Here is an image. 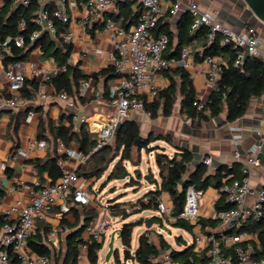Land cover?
I'll return each mask as SVG.
<instances>
[{"label": "crops", "instance_id": "crops-1", "mask_svg": "<svg viewBox=\"0 0 264 264\" xmlns=\"http://www.w3.org/2000/svg\"><path fill=\"white\" fill-rule=\"evenodd\" d=\"M115 1L116 5L104 12L103 15L94 21L88 28L83 27L80 23L86 12L83 0H78L77 6H70L67 8L68 14L71 18V22L67 29H69L74 36L70 43L72 45L70 58L73 59L74 65H79L80 69L89 76V79L87 80L89 82V87L87 88L85 95L77 99V106L75 109L67 108L66 104L59 99L60 94L56 93L53 85L47 82L46 76L51 74L58 67L56 62L52 61V57L48 58L43 56L41 47L33 49L27 59L22 61L24 66L21 68V71L24 73L26 80L29 82L26 88L32 91L37 87V91L34 93L32 99L22 97L20 91L16 94L20 103L15 109L6 108L0 110L3 111L2 114H0V215L7 216L6 212L12 207L18 206V204H28L32 193L40 190V187L37 186V184L40 183V179L34 162H50L54 156H57L58 162L59 160L64 161L63 166H60L58 163L63 171L76 170L79 171V174L88 172L93 166L94 163L91 159L89 160L87 166L81 165L78 159V155L80 154L79 144L75 140L66 144L62 139H55V131L58 126L72 125L74 131L78 132L84 127L86 131L95 135L97 138V131L88 130V126L86 124H81L79 122L75 123L72 116L77 115L81 118L92 119L101 117L102 119H106L116 115L117 113V108L111 105L110 101L105 98L104 88L106 77L99 75L111 66L109 53L113 50L114 46L111 35L104 31V27L108 21H116L114 18L119 13V8L117 6L119 1H128L134 11L141 9L142 6L139 0ZM195 1L202 12L215 15L220 22L232 28L237 33L243 32L245 29L250 27L249 25L241 22L242 12L238 9V4L241 3V0ZM190 2L191 0H183L184 6ZM44 4L46 8L53 13L59 7V0H44ZM162 4L168 11L171 1L164 0ZM4 5L5 1L0 0V9H2ZM184 13H186L184 7L173 17L167 13L161 21V25L164 26L161 35L166 32H171L177 38L178 25ZM116 22L119 25H122L121 19ZM134 25L135 24H132L130 27ZM45 33L53 40L54 47L64 49L66 44L62 40L61 34L59 36H53L48 32ZM260 37L262 44L260 46L259 56L264 58V38L262 35ZM201 49L202 47L198 42L190 45L191 53L187 59L185 67L193 78L199 100L206 102L213 92L206 76L208 65L206 62H196L193 54V51L196 52ZM32 64L35 65L34 69L31 67ZM7 68L3 65L0 52V83L2 86L0 98L11 97L7 91L9 86L6 78ZM34 71H37L38 75H35ZM93 75H98V78H94ZM118 81V77L111 80L109 83V89L112 86H115ZM32 82H35V84H31ZM155 83L162 90L169 85V79L161 73L155 78ZM42 93L47 94L49 96L48 99H41L40 95ZM76 95V91H74L70 96L76 97ZM152 101L153 100H150L149 102ZM14 115H19V117L12 118ZM124 120L127 122H136L140 128V136H143L144 139H147L150 135L167 136L169 138L168 141L159 140L150 145L149 148H153L155 156L157 153H164L170 158H173L183 150L190 151L193 155V160L188 166L186 177L188 174L194 172L200 164L203 163L205 165L204 161L207 158L212 160L210 165H205L208 169L214 166V162H218L222 167L225 166L228 169L233 170L235 173L245 177L244 170L249 168L245 154L251 147L260 145L261 149L259 150L258 155L261 159V164L256 167H250V185L252 194L248 196L247 203L252 204L257 200L258 193L263 185L264 137L255 134L253 129L258 127L264 121V95L258 98H253L249 104L246 114L234 122H227L226 114L223 113L219 118L202 122L199 128H194L191 120L181 114L180 96H178V100L174 106L171 116H164L161 107V112L157 118H152L145 110H132L129 116ZM11 122L13 123L12 129L9 128ZM16 127L17 130L15 131L14 129ZM235 127L242 129L240 132L242 138L238 144L234 140L235 134L238 133L234 131ZM39 134L42 136L41 139L37 138ZM35 138L46 141L50 146L49 149L42 150L37 147H31L30 142ZM19 149L26 150L28 156L22 157L16 155L17 150ZM144 150L148 151V149ZM236 153H239L241 156L237 158ZM155 156L154 159L156 162ZM2 164H6V170L2 169ZM156 170L159 177L157 178L156 175L154 176V171L150 173L149 176L153 177L154 180H152V183L147 182V184L151 186L148 192L155 191L160 187L161 178L157 163ZM216 170L214 169L212 172H215ZM43 178L45 179V185H51V179L47 172L43 174ZM94 180H96V183L92 185ZM97 183L98 180L96 178L89 181L88 190L92 194V199L89 204H71L70 212L65 213L62 216L60 215V209L55 207L51 212L45 213L43 218L38 219L37 226L33 234L35 235L38 231L43 233L45 228L48 227L46 242L52 249V256L50 258L51 264H65L66 240L68 234L80 228L85 223L89 225L99 217L101 210L99 209V204L97 203L98 192L95 189V185ZM148 192H146L144 196ZM129 193L130 192L123 193L124 198H121V196L118 195L117 197L110 199L108 203L103 206V208H108L111 201L123 203L125 204L123 207H128V205H132L141 199H134L132 197L133 195H129ZM220 195L219 190L214 187H210L204 192V195L200 200V221L213 219L214 214L217 213L215 204L220 199ZM160 200L168 201V204L172 205V198L166 192L161 194ZM145 211H148L150 214H146L133 221L137 222L140 227L144 226L145 230L141 232L138 237L136 249L132 250L131 247L132 253H134L139 247L141 236L148 230H151L150 233L154 236L151 241H153L156 245H159L160 240L166 241L176 250H182L186 246L195 245V251L198 252L199 255L208 257V245L204 242L201 244L196 243V235L197 232H199V229L196 226H194L193 231L191 232L181 228L182 233L178 236H174V241H171L169 238L170 236L166 234L165 231H167L170 235H173L172 231L168 228V225L170 224L174 226V224L168 219L162 218L156 210ZM143 212L144 211L135 212L134 216L140 215ZM96 215L97 217L90 220L92 216ZM106 216H109L112 221L121 223L120 229L117 231L121 230L124 224L130 223L129 219L133 217L130 215L129 218L123 220L121 216H113L109 208ZM8 218L12 222L16 220L15 216H10ZM87 218L89 220H87ZM148 220L152 221L149 229L146 228ZM199 220L198 224L202 227L201 230L205 235H239L238 228L234 229L233 233H230L222 226L220 221L218 223L216 222L214 226L208 224L203 227ZM136 227L134 228V231ZM54 230L57 231L56 239L54 241H50L49 234ZM240 235H242L243 243L251 245L258 244V237L256 233L244 230V232ZM82 238H84V232L82 234ZM179 239H181V243H178ZM104 245L105 240L103 248ZM222 249L225 256L227 255L228 257H232L234 254L233 243H224ZM101 251L99 252V261ZM165 254L168 253L163 252L159 258L164 261L165 264H178L166 261L164 259ZM132 262L138 264L134 261ZM78 263L90 264L88 256H85L83 260H78ZM0 264L7 263L0 261ZM9 264L14 263L10 260ZM16 264H19V262Z\"/></svg>", "mask_w": 264, "mask_h": 264}, {"label": "built area", "instance_id": "built-area-1", "mask_svg": "<svg viewBox=\"0 0 264 264\" xmlns=\"http://www.w3.org/2000/svg\"><path fill=\"white\" fill-rule=\"evenodd\" d=\"M10 1L15 5L28 7L31 0H3ZM86 7V12L81 19V25L88 28L94 21L99 19L104 12L113 8L116 5L115 0H83ZM164 0H139L142 8L139 14L137 23L126 28L119 25L116 21L110 20L104 27V31L108 32L113 40V50L109 53L111 66L114 67L115 73L119 75L118 83L110 88V104L117 108L116 115L106 119L99 118H81L73 115L75 123L86 124L88 130L97 131V145L92 153L111 144L115 138V129L119 122L126 119L132 110L144 111L145 102L154 100L161 90L155 83V78L162 73L163 70L177 66H186L187 59L191 53L190 48L185 47L182 51L179 60L168 59L165 53L169 46V37L166 34L159 36L155 35V30L158 24L164 19L167 13L172 17L177 15L184 7L186 12H189L192 17L191 32L195 33L202 27L210 29L209 43H214L218 37H221V45L234 44L236 49L235 66H240L247 56H258L262 40L259 30L250 26L243 32L237 33L232 28L220 22L217 17L210 13H204L200 10L197 2L191 0L189 4L184 6L183 0H170L171 5L168 11L163 7ZM78 0H59V7L55 12L49 11L44 0H38V7L35 10L34 22L38 30L28 36L31 43L36 42L45 32L53 36H57V25L55 20L69 26L71 18L67 8L77 6ZM27 22L22 20L20 29L27 28ZM73 33L67 29L61 33V38L65 44L71 43ZM14 43L16 47H24L27 38L24 35H18L14 39H8L4 46V53L10 54L11 48L9 43ZM1 59L3 54L1 53ZM55 62L54 58L52 59ZM207 63V80L212 90L218 89V81L221 78L222 63L218 57H208ZM68 65H74L73 59L69 58L61 68H56L51 74L46 76L49 81L52 76L64 73ZM24 66L23 62H16L6 69V78L8 80V93L10 98H0V110L11 108L15 109L20 103L16 94H18L25 84V75L21 71ZM34 64L31 65L34 69ZM38 75L37 71H34ZM89 82L84 80L79 85V95L84 96ZM2 86L0 83V91ZM48 95L42 93L40 98L48 99ZM59 99L63 101L67 108L75 109L77 103L74 99L67 96L65 93L59 95ZM195 106L199 111L209 113V109L205 108V103L201 100L195 102ZM241 128H234L238 132L234 136L235 142L238 144L242 138ZM253 132L258 136L264 137V121L258 127L253 129ZM31 147L38 149H49V144L44 140L33 139ZM260 145L251 147L245 154L249 168L244 170L245 177L243 180H235L226 184L222 191L226 195V199L233 207L224 212L215 213L213 219L219 220L225 229L232 231L239 229L242 224L249 220H260L264 217V175L263 185L258 193L257 200L252 203H247V198L252 194L250 185V167H256L261 164V159L258 155ZM16 155L27 157L28 153L24 149L17 150ZM241 155L236 153V157ZM78 159L81 165L87 166L90 160V155L79 154ZM59 165L63 166L64 161L59 160ZM205 165H210L212 160L205 159ZM2 169L6 170V164H2ZM89 183L86 179L81 178L76 170L64 171L62 178L51 185H43L39 191L32 193L28 204H18L6 212L7 217L15 216L16 220L5 225L0 232V261L10 263L7 253L8 249H12L19 264H51V259L45 256H40L31 253L28 248V239L34 233L38 219L43 218L45 213L51 212L55 207L60 209V215L70 212L71 204L87 205L91 202L92 194L89 192ZM204 192L190 186L187 190L186 201L182 211L178 215L173 214V206L167 204L164 200H159L157 204V213L165 219H168L173 224L179 220L189 222L199 229L196 235V243H206L208 245V258L206 261H199L195 264H264V259L255 260L252 257L254 250L253 245L244 244L242 235L236 234H211L205 235L202 232V227L198 224L200 217V200ZM143 204L149 203L148 197H143ZM142 203L134 207H127L126 212L132 214L138 212L142 208ZM108 208L104 207L99 217L90 223L84 230L83 242L79 246L78 260H83L88 256L89 245L92 242H102L106 239L107 233L112 229V224L106 220ZM57 236V231L54 230L49 234V240L54 241ZM147 238L151 240L152 235L148 233ZM226 243L234 244V256L227 257L223 254L222 246ZM164 259L170 261V256L165 254Z\"/></svg>", "mask_w": 264, "mask_h": 264}, {"label": "trees", "instance_id": "trees-1", "mask_svg": "<svg viewBox=\"0 0 264 264\" xmlns=\"http://www.w3.org/2000/svg\"><path fill=\"white\" fill-rule=\"evenodd\" d=\"M117 6L119 8V13L114 18L116 21L121 19L122 26L127 29L132 24L137 23L141 9L134 11L128 1H119ZM37 7L38 0H31V4L28 7L18 6L10 1H5V5L0 9V52L3 54L2 62L4 67L7 68L13 63L25 61L31 51L37 47H41L44 57L54 58L59 68L66 65L67 60L70 58L72 52V45L70 43L66 44L64 49L60 47L56 48L54 47L53 40L50 39L46 33L34 43L28 40V36L38 30L34 22V13ZM22 20H25L28 25L25 30L20 29ZM55 23L58 28L57 36L65 32L68 28L67 25L62 24L60 21L55 20ZM191 23L192 17L189 12H186L179 22L177 38L171 32L164 33L169 37V46L165 53V57L179 60L185 47L190 48V45L198 42L202 49L196 52L193 51L196 62L203 63L208 57H218L220 59L222 63V73L218 81V89L213 90L209 99L204 102L205 108L209 109V113L199 111L195 106V102L199 100V98L196 93L193 78L185 66L171 67L162 71L169 79V85L160 90L158 96L152 102L146 101L144 110L148 112L152 118H157L162 107L163 115L166 117L171 116L178 96H180L181 114L191 120L194 128H199L202 122L219 118L223 113L226 114L227 122H234L246 114L253 98L264 95V58L259 55L247 56L242 65L235 66L236 49L234 48V44L221 45L220 36L214 43H209L210 29L208 27H202L193 33L191 32ZM163 28L164 26H162L160 22L155 30V35H161ZM21 34L27 38L25 46L19 48L11 42L8 44L11 48V53H4V46L7 40L14 39ZM99 75L106 77L104 88L105 98L110 100L109 83L114 78L119 77V75L115 73L113 66H109ZM93 77L98 78V75H93ZM88 79L89 76L80 69L79 65H68L64 73L52 76L47 82L53 85L56 93H65L77 103V99L81 98L79 95V85L82 81ZM28 83L29 82L25 78V84L21 90V95L24 98L32 99L34 93L37 91V87L30 91L26 88ZM31 84H35V82ZM74 91H76L77 95L76 97H71L70 95ZM18 117L19 115H14L12 118ZM12 127L13 123L11 122L9 128L12 129ZM14 130L16 131L17 127ZM140 135V128L136 122H126L115 136L121 159L120 162L114 166L110 174V180L119 178L126 172L123 163L133 160L134 152H137L139 158L137 161L138 163H135V166H138L141 153L144 149L149 150L150 145L159 140H169L167 136L150 135L137 145L136 142ZM37 138L41 139L42 136L39 134ZM55 139H62L66 144L75 140L79 144L80 153L87 156L90 155V159L94 163L93 166L88 172L78 173L79 176L86 179L88 183L94 178L99 180L115 160L114 158L112 161H109L106 155L110 145L92 153L97 145V138L95 135L86 131L84 127L76 132L73 130L72 125L58 126L55 131ZM178 155L170 158L164 153L156 154V163L160 170L161 178L160 187L145 195V197L149 198L148 204H143V198H141L136 203L132 204L131 207L142 203L140 212L145 210H156L161 194L166 192L172 198L173 214L176 216L183 209L188 188L194 186L196 189L203 192L210 187L218 189L221 195L220 199L215 204L217 213L230 210L233 205L227 201L226 195L222 189L226 184L235 180L241 181L244 176L235 173L225 166H221L215 172L211 173L202 163L194 172L188 174L186 177L188 166L193 160V155L188 150H183L178 153ZM117 156H119V154L116 155V157ZM34 164L40 179V187L45 185V179L43 178L45 172L48 173L51 184H56L64 174L63 169L58 165L57 156H54L50 162L41 163L40 161H36ZM150 178L154 180L153 177ZM123 205L125 204L111 201L108 208L113 216H121L123 220H126L131 214L126 212L127 207H123ZM95 217H97V215L92 216L90 220ZM87 220L89 219L87 218ZM216 222L218 223L219 220L208 219L200 221L203 227L208 224L214 226ZM11 223L13 222L7 216L0 215V232L5 225ZM87 226L88 224L85 223L80 228L68 234L66 240L65 264H79L78 250L79 246L84 241L82 234ZM136 226H138L137 222L126 223L122 226L121 242L124 246V262L120 260V254L118 250H116L114 254V264H127L130 260L138 264H165L164 261L159 259L163 252L169 254L172 263L178 264H195L199 261H206L208 258L199 255V253L195 251V245L186 246L182 250L174 249L164 240H160L159 245H156L146 236L151 230H148L141 236L139 247L132 253V236ZM174 226L183 228L189 232L193 231L194 228V225L183 220H179ZM47 229L48 227L45 228L43 233L38 231L35 235L32 234L28 239V248L37 255L51 258L52 249L46 242ZM244 230L252 231L256 233L258 237V244L253 245L254 250L252 257L255 260L264 259V217L260 220L249 219L245 221L239 228V234L243 233ZM229 232L233 233V230ZM178 243H181V239L178 240ZM103 244L104 240L101 243L98 241L90 243L88 249L90 264H98L99 252L102 250ZM7 253L9 259L12 260L14 264L18 263L11 248L7 250ZM233 256L234 254L232 257Z\"/></svg>", "mask_w": 264, "mask_h": 264}, {"label": "rangeland", "instance_id": "rangeland-1", "mask_svg": "<svg viewBox=\"0 0 264 264\" xmlns=\"http://www.w3.org/2000/svg\"><path fill=\"white\" fill-rule=\"evenodd\" d=\"M254 27H256L259 30L260 36L262 35V37L264 38V30H263L262 25L257 24V25H254ZM118 154H119V156L116 157V155H118ZM106 155L109 158V161H112L114 158H115V160L111 163V165L109 166L107 171L102 175V177L98 180V183L95 185V187H96L95 189L98 192L97 203L99 204L98 207L101 210V212L103 211V206H105L110 199H113V198L117 197L118 195H120L121 198H124L123 193L130 192L129 195H133L132 197L134 199L143 198L144 194L146 192H148L151 188V186L149 184H147V182L144 180V175L149 176L150 173L152 171H154V173H153L154 176L156 175L157 178L159 177V174L156 170V162L154 159L155 153L153 151V148L149 149L148 151H146V150L142 151L141 159H140L138 166H135V163H138L137 161L139 159L137 152H134L133 160L125 161L123 163V165L126 168V172L130 173L131 177L123 178V176L126 173L125 172L123 175L120 176V178H115L113 180H109L110 174H111L112 170L114 169V166L116 164H118L120 162V159H121V154H120V152H118V146H117L115 138L111 142L110 147H109ZM138 170L141 171V173H142L141 176L138 175V173H137ZM133 181H135V182H133ZM95 183H96V180H94L92 182V185H94ZM135 187H137V188H135ZM102 188H103V190L101 191ZM165 202L168 204V201H165ZM130 206L131 205H128V207H130ZM134 213L131 214L133 217H131L129 219L130 220L129 222H133V221L139 219L140 217H142L146 214H150L148 211H144L142 214L134 216L135 215ZM106 220L108 223L112 224V229H110L107 233L104 248L102 249V251L100 253L99 264H113L114 263V257L111 258L110 262L106 261V256L108 253V243L110 241V237H111L112 233H114L118 229H120V226H121V223H119L117 221H112L109 216H106ZM168 228L172 231L173 235H170L167 231H165V233L170 236L169 238L171 241H174V236H178L180 233H182L181 228H179L177 226H172L169 224ZM144 230H145L144 226L143 227H140V226L136 227V229L133 233V239H132V245H131L132 250L136 249L137 244H138V237H139L140 233L143 232ZM117 235L118 234H116V236ZM152 238H154V236H152ZM114 248L116 250H118V252L120 254V260L122 262H124V255H123L124 246H123L122 242L120 241V239L117 237H116L115 242H114ZM128 264H135V263H133L132 261H129Z\"/></svg>", "mask_w": 264, "mask_h": 264}, {"label": "water", "instance_id": "water-1", "mask_svg": "<svg viewBox=\"0 0 264 264\" xmlns=\"http://www.w3.org/2000/svg\"><path fill=\"white\" fill-rule=\"evenodd\" d=\"M238 9L242 12L241 22L243 24H247L249 26H254L257 24L262 25L264 30V0H241V3L238 4ZM3 111H0V114H2ZM127 121L123 120L119 122L115 129V134L117 135L120 131V129L123 127V125ZM144 140L143 136H140L136 142L138 145L141 141ZM221 167V164L218 162H214V166H212L209 171L212 172L214 169H219ZM138 175L141 176L142 173L140 170L137 171ZM131 177V174L126 172L123 178ZM144 180L148 183H152V180L150 179V176L144 175ZM152 221L148 220L146 223V228L149 229L151 227ZM116 234H118L117 238L121 239V230L116 231L112 233L111 240L108 245L109 251L106 256V261L110 262L111 258L116 252V249L114 248V242L116 239Z\"/></svg>", "mask_w": 264, "mask_h": 264}]
</instances>
